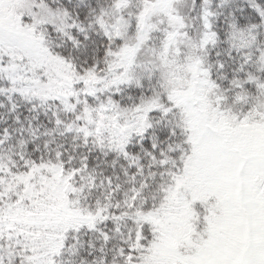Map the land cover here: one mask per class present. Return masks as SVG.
I'll use <instances>...</instances> for the list:
<instances>
[{
	"label": "snow or ice",
	"instance_id": "snow-or-ice-1",
	"mask_svg": "<svg viewBox=\"0 0 264 264\" xmlns=\"http://www.w3.org/2000/svg\"><path fill=\"white\" fill-rule=\"evenodd\" d=\"M0 264H264V0H0Z\"/></svg>",
	"mask_w": 264,
	"mask_h": 264
}]
</instances>
